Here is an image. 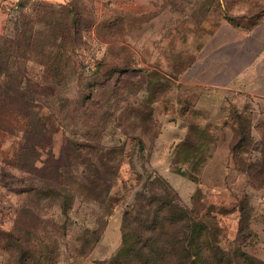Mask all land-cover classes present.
<instances>
[{"label": "rangeland", "instance_id": "obj_1", "mask_svg": "<svg viewBox=\"0 0 264 264\" xmlns=\"http://www.w3.org/2000/svg\"><path fill=\"white\" fill-rule=\"evenodd\" d=\"M255 37L264 41V0H63L5 8L0 102L8 93L5 106L23 108L22 94L40 116L54 115L50 153L74 179L65 182L72 211L64 218L56 200L44 198L49 186L40 175L16 168L26 121L0 110V264H45L49 257L109 264L121 247L123 213L145 185L155 192L157 177L216 229L230 264H248L240 254L264 264V184L243 171L252 165L264 172V81L254 86L240 73L230 87L217 86L230 75L221 66L236 71L250 56L240 46H261ZM210 38L223 42L217 52L203 48ZM53 42L61 47L57 58ZM48 57L59 66L56 80ZM102 155L115 168H103ZM114 170L101 203L108 180L93 176ZM94 233L99 240L89 250Z\"/></svg>", "mask_w": 264, "mask_h": 264}, {"label": "trees", "instance_id": "obj_2", "mask_svg": "<svg viewBox=\"0 0 264 264\" xmlns=\"http://www.w3.org/2000/svg\"><path fill=\"white\" fill-rule=\"evenodd\" d=\"M52 36V41L55 42L58 36L54 33ZM54 42L50 46V50L55 49V51L50 53L54 52L53 55H56L55 58H57L61 47L55 48ZM47 63H49L48 72H52L53 80H56L58 64L50 58ZM20 101L24 105L23 108H7L6 106L12 101L8 93H5L3 101L0 102V110L3 109L8 112L10 117L22 119L27 123L24 125V129L21 127L25 135V143L18 145L16 149L15 158L18 164L16 168L27 175H40L41 179L49 186L44 191L42 190L44 198L56 200L62 216L68 218L72 211V190L67 189L70 185L65 182L67 180L73 182L74 178L70 173L61 171L60 160L55 159L50 153L54 132L49 127L48 121L53 119L54 115L40 116L36 112L37 107L33 105L34 100L29 96L26 98L21 94ZM237 120L239 121L241 118L238 117ZM43 153L45 154L44 160H42ZM28 155L30 156L28 157ZM99 160L103 168L114 162L109 155H102ZM22 161H26V165L20 166ZM119 165L120 161L116 167L118 168ZM113 168H115V164L112 166ZM243 171L251 182L264 184L263 171H254L252 165L246 166ZM116 173L117 171L114 170L111 175L104 172L103 175L95 174L93 176L92 182H103L104 177L108 178H106L108 180L106 189L99 195L103 196L101 203L108 197ZM88 177L90 176L84 175V180L92 184ZM152 184L156 185L155 192L153 189L147 190V185H145L143 194L138 196L136 204L128 212L123 213L121 247L109 264H230L231 260L220 250L217 243L216 229L212 232L192 209L184 206L174 188L164 179L157 177L151 182ZM94 188L97 189L98 185H95ZM86 190L88 191V189ZM92 239L89 250L96 245L99 235L92 234ZM240 257L243 262L253 263L244 254H240ZM45 264H57V262L49 257Z\"/></svg>", "mask_w": 264, "mask_h": 264}, {"label": "crops", "instance_id": "obj_3", "mask_svg": "<svg viewBox=\"0 0 264 264\" xmlns=\"http://www.w3.org/2000/svg\"><path fill=\"white\" fill-rule=\"evenodd\" d=\"M30 2H63V0H0V18L2 17V13L5 8L9 6H22L23 4ZM226 28L235 32V30L231 27ZM212 40L214 42H212ZM254 40L261 43V46L257 49L244 45L240 46V48L242 47L241 51L246 54H250V56L246 61L241 62L240 67H238L236 71L232 69L231 66H221V69L227 71L230 75L229 77L225 78L224 82H222L221 84H217V86L230 87L231 84H234L235 80L238 78L237 75H239L240 73H245L250 76V79L253 82L254 86H257V83H260V81H264V41H262V39H258V37H255ZM222 45L223 42L220 38H218L217 40L210 38L204 41L203 48H208L211 52H217ZM204 86H208L207 83L203 82V87ZM262 98H264V95L262 96ZM222 148V146L219 147L216 154H218V152H222Z\"/></svg>", "mask_w": 264, "mask_h": 264}]
</instances>
